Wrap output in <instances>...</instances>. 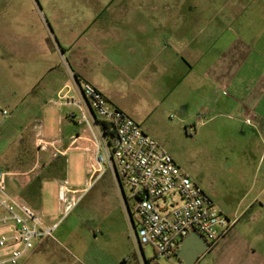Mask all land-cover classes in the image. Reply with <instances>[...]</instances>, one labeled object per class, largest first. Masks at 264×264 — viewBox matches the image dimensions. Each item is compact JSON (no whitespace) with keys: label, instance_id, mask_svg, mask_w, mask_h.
Segmentation results:
<instances>
[{"label":"crops","instance_id":"obj_1","mask_svg":"<svg viewBox=\"0 0 264 264\" xmlns=\"http://www.w3.org/2000/svg\"><path fill=\"white\" fill-rule=\"evenodd\" d=\"M259 12L224 15L223 19L214 15H36V36L28 34L23 22L20 32L4 30L5 49L22 60H35L28 63L37 69L35 77L24 80L21 92L15 91L23 100L12 103L27 114L42 109L44 115L56 109L59 125L75 131L66 136L64 130L61 136L49 139L45 127H40L32 134L41 151L65 155L76 149L72 140L79 129L68 118L71 107L56 101L66 86L77 93V79L103 92L179 166L164 144L177 131L183 130L189 137L195 133L202 154L213 164L207 170L213 173L208 179L197 176L194 181L236 223L214 245L205 237L206 242L196 237L184 251V239L181 252L168 258H176L177 264H204L208 256H212L209 264H264L261 7ZM247 116L251 124L244 123ZM223 131H232L235 138L226 143ZM226 144L228 153L222 149ZM37 168L33 166L27 173ZM116 192L120 195L119 189ZM69 196V200L74 198ZM60 211L59 216L43 214L47 223H57ZM144 262L149 264L145 258Z\"/></svg>","mask_w":264,"mask_h":264},{"label":"rangeland","instance_id":"obj_2","mask_svg":"<svg viewBox=\"0 0 264 264\" xmlns=\"http://www.w3.org/2000/svg\"><path fill=\"white\" fill-rule=\"evenodd\" d=\"M260 7L264 11V0H0V172L7 174V190L40 213L58 216L65 209L60 203L63 185L78 191L74 195L77 202L55 232L56 240L47 239L39 247L37 242L35 251L22 264H145L144 258L149 264H177V259H158L152 245L138 248L126 204L122 194L116 192L112 175L108 172L96 181L89 179L90 163L82 149L89 146L86 141L77 143L81 149H71L65 155H55L52 150L44 152L35 145L32 133L40 127H45L49 139L61 136L64 130L66 136L75 131L59 125L56 109L45 111L44 115L42 109L27 114L19 104L12 103L23 100L17 89L24 88V80L35 77L37 69L28 63L34 64L35 60H22L5 49V27L20 32L23 22L28 34L36 36V15H214L223 19L224 15H259ZM2 110L9 115L3 116ZM69 110L77 112L74 108ZM174 135L164 144L165 149L174 153L193 181L197 176L208 179L213 171L207 167L213 164L202 154L195 133L189 137L180 130ZM233 135L232 131L221 133L226 143L235 138ZM226 146L222 149L228 153ZM33 166L37 170L27 173ZM125 193L130 195L128 190ZM6 233L0 230V236ZM211 259L208 256L204 264Z\"/></svg>","mask_w":264,"mask_h":264},{"label":"built area","instance_id":"obj_3","mask_svg":"<svg viewBox=\"0 0 264 264\" xmlns=\"http://www.w3.org/2000/svg\"><path fill=\"white\" fill-rule=\"evenodd\" d=\"M77 93L66 86L56 104L74 108L68 118L79 128L72 145L86 141L89 179L110 173L126 204L133 236L139 249L152 245L158 259L171 258L184 239L197 231L211 245L234 227L210 196L179 166L158 141L150 137L132 117L115 106L95 86L76 80ZM8 116L6 110L1 111ZM251 124V118H245ZM58 154V152H56ZM55 154V155H56ZM125 190L130 191L127 196ZM67 184L60 193L65 206L61 218L48 224L45 216L18 201L7 190V174L0 172V264H22L36 243L54 239L61 219L77 202L69 200ZM179 197V201L176 200Z\"/></svg>","mask_w":264,"mask_h":264},{"label":"water","instance_id":"obj_4","mask_svg":"<svg viewBox=\"0 0 264 264\" xmlns=\"http://www.w3.org/2000/svg\"><path fill=\"white\" fill-rule=\"evenodd\" d=\"M196 237H200V238H202V239L206 242V239L204 238L203 235H201V234L198 233L197 231H194V232H192V233H191V234H190V235L184 240V243H183V245L181 246V249L185 251L188 247L191 246L192 241H193ZM207 245H208V243H207ZM203 251H204V250H201L200 253H199V255H200L201 253H203ZM180 252H181V251L179 250L178 253H180ZM182 254H183V253H181L180 255H182ZM199 255H197V257H198Z\"/></svg>","mask_w":264,"mask_h":264}]
</instances>
